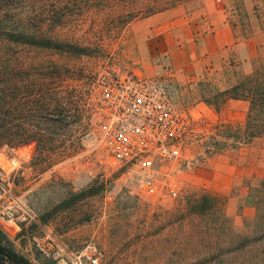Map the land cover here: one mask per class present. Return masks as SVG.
Masks as SVG:
<instances>
[{"label": "rangeland", "instance_id": "374dc122", "mask_svg": "<svg viewBox=\"0 0 264 264\" xmlns=\"http://www.w3.org/2000/svg\"><path fill=\"white\" fill-rule=\"evenodd\" d=\"M236 1L198 0L126 25L103 20L102 14L120 8L80 1L75 7H81L65 9L64 22L42 29L54 41L77 45L82 54L16 47L30 63L64 66L66 88L79 99L69 120L74 122L61 132L59 149L66 148V156L56 163L37 164L35 143L0 148V209L13 204L18 225L14 236H4L16 254L31 264H50L31 241L48 232L67 251L95 245L100 264H198L209 248L202 233L209 224L207 217L188 212V193L218 197L233 233H244L245 221L255 214L254 207L244 205L247 187L264 180V132L231 149L214 126L242 123L247 103L224 102L215 110L202 102L227 80L249 72L264 54V0H239L240 16ZM104 67L156 81L188 114L187 163L175 172V200L155 205L134 196L101 160L92 111L95 79ZM86 192L90 195L79 197Z\"/></svg>", "mask_w": 264, "mask_h": 264}, {"label": "trees", "instance_id": "16d2710c", "mask_svg": "<svg viewBox=\"0 0 264 264\" xmlns=\"http://www.w3.org/2000/svg\"><path fill=\"white\" fill-rule=\"evenodd\" d=\"M80 1L89 0H0V148L35 143L33 157L37 164L56 163L58 158L66 156L67 149H59L64 142L61 132L66 131L65 124L74 122L69 120L77 114L79 99L74 90L66 88L69 77L64 66L30 63L29 59L23 60L16 47L82 54L77 45L54 41L42 29L45 24L56 26L64 22L68 17L65 9L81 7L78 4L75 7ZM92 1H96L94 5L99 9L120 8V12L102 14L103 20L126 25L134 19L198 0ZM235 10L240 16L239 0L235 2ZM228 99L247 103L242 123L214 126L225 141L222 143L234 149L236 144L247 145L264 132V54L253 61L249 72L237 80H227L222 90L216 91L211 99L203 98L202 102L217 110ZM89 195L86 192L79 197ZM185 204L189 213L207 217L209 224L208 230L202 232L209 248L198 264H264V180L247 187L244 205L254 207L255 214L245 221L241 235L233 233L218 197L188 193ZM0 251L9 257L10 264H31L11 249L1 232ZM0 264H8L1 255Z\"/></svg>", "mask_w": 264, "mask_h": 264}, {"label": "built area", "instance_id": "2783aa9c", "mask_svg": "<svg viewBox=\"0 0 264 264\" xmlns=\"http://www.w3.org/2000/svg\"><path fill=\"white\" fill-rule=\"evenodd\" d=\"M92 120L101 160L114 180L129 193L155 205L179 194L175 172L187 163L184 139L188 114L173 103L154 80L118 67H104L94 83ZM14 205L0 209V232L17 233ZM32 246L50 264H100L93 244L67 251L44 232L31 237Z\"/></svg>", "mask_w": 264, "mask_h": 264}, {"label": "crops", "instance_id": "0c3cea01", "mask_svg": "<svg viewBox=\"0 0 264 264\" xmlns=\"http://www.w3.org/2000/svg\"><path fill=\"white\" fill-rule=\"evenodd\" d=\"M176 7H177V6H176ZM173 8H175V7H173ZM173 8H169V9L163 10V11H161V12H159V13H156V14H160V13H162V12H165V11L170 10V9H173ZM241 102H242V101H240V100L228 99V100L225 101V105H227V106H232V107H235V106L240 107V106H241V105H240ZM237 114H239V113H237Z\"/></svg>", "mask_w": 264, "mask_h": 264}, {"label": "water", "instance_id": "95a60500", "mask_svg": "<svg viewBox=\"0 0 264 264\" xmlns=\"http://www.w3.org/2000/svg\"><path fill=\"white\" fill-rule=\"evenodd\" d=\"M0 255L3 256L6 259V261H7L8 264H10V259H9V257L5 253H3V252L0 251Z\"/></svg>", "mask_w": 264, "mask_h": 264}]
</instances>
